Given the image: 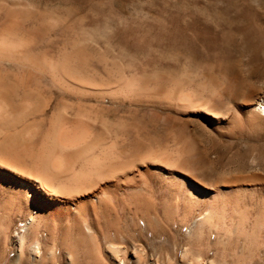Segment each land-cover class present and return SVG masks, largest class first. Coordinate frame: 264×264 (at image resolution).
Listing matches in <instances>:
<instances>
[{"label":"bare ground","instance_id":"bare-ground-1","mask_svg":"<svg viewBox=\"0 0 264 264\" xmlns=\"http://www.w3.org/2000/svg\"><path fill=\"white\" fill-rule=\"evenodd\" d=\"M43 1L0 0V264L245 263L264 175L218 165L224 139L264 125V90L220 62L140 57Z\"/></svg>","mask_w":264,"mask_h":264},{"label":"rangeland","instance_id":"rangeland-1","mask_svg":"<svg viewBox=\"0 0 264 264\" xmlns=\"http://www.w3.org/2000/svg\"><path fill=\"white\" fill-rule=\"evenodd\" d=\"M41 5L48 6L55 15L73 18L75 25L77 20L76 27L106 26L105 34L111 42H118L120 38L131 41L130 50L137 51L140 57L151 53L148 58L169 61L170 65L180 60L179 65L190 68L193 67L186 61L187 57L201 63L220 62L241 72L246 87L264 90V0H51ZM149 47L153 50L149 51ZM171 52H176V56ZM259 129L238 134L233 140H223L226 149L223 148L225 157L218 165L220 176L264 175V125ZM198 130L208 147L216 143L210 135ZM263 196V193L257 194L255 205L248 206L254 208L252 219L258 218ZM261 221L256 231L246 230L249 242L244 247L247 251L236 257L240 263L264 264V222ZM14 257V248L9 247L6 263ZM130 261L134 264L133 259Z\"/></svg>","mask_w":264,"mask_h":264}]
</instances>
